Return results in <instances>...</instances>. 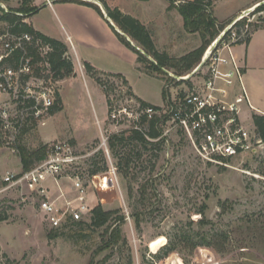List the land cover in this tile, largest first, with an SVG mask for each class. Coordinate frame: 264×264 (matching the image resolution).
<instances>
[{
	"label": "rangeland",
	"instance_id": "1",
	"mask_svg": "<svg viewBox=\"0 0 264 264\" xmlns=\"http://www.w3.org/2000/svg\"><path fill=\"white\" fill-rule=\"evenodd\" d=\"M104 1L124 13L149 16L145 20L155 45L170 56L178 57L200 45L198 34L184 29L180 14L169 8L168 0ZM255 1L262 0H209V9L219 23L233 16L245 19L251 34L253 24L258 26L250 46L237 44L240 54L252 49L254 62L264 64V9L240 10ZM5 3L14 6L17 0ZM67 51L76 73L55 83L61 109L44 114L45 123L35 118L23 125L20 141L29 149L64 141L76 152H92V160L90 154L79 162L83 177L92 162L105 166L94 183L89 177L82 178L86 200L90 207L100 203L105 209L120 210L127 243L98 253L95 259L110 254L104 264H188L201 257L216 258L221 264H264V145L232 158L227 165L210 164L198 157L182 131L172 128L163 133L161 141L151 139L155 143L143 147L125 140L111 151L108 137L136 124L126 115L119 122L113 121L110 113L126 107L134 115L137 97L131 89L136 98L129 95L127 84L113 77L102 75L103 83L97 84L80 71L82 66L69 47ZM145 75L135 81L137 92L155 105L165 103L161 97L163 81ZM195 80V76L187 79L189 83L176 80L169 90L173 95L184 92ZM242 81L249 104H241L239 116L243 125L252 129L251 113L264 110V66L244 71ZM6 107L12 113L10 102ZM17 136L8 144L6 139L0 143V217L6 216L0 220V264H86L100 242V230L88 225L90 214L83 215L80 226L51 230L38 210L35 192L4 183L7 171L21 170L13 146ZM118 156L130 158L124 170L118 169ZM71 184L61 177L62 190L70 198L74 193ZM132 203H136L134 211L140 212L138 226L131 215ZM51 231L58 234L48 237ZM190 237L210 238L212 243L194 248L187 242Z\"/></svg>",
	"mask_w": 264,
	"mask_h": 264
},
{
	"label": "built area",
	"instance_id": "2",
	"mask_svg": "<svg viewBox=\"0 0 264 264\" xmlns=\"http://www.w3.org/2000/svg\"><path fill=\"white\" fill-rule=\"evenodd\" d=\"M184 1L174 0L173 3L176 5ZM0 7L4 11L8 10L1 3ZM16 14L22 15L19 12ZM238 20L240 19L235 21ZM23 21L25 22L24 19ZM14 26L15 23L10 25L0 22V143L6 139V144L31 120L42 118L41 123H45L42 116L55 103L57 94V80H53L51 76L46 78L35 74L36 68L42 64L33 62L30 47L39 43L33 44L28 32L12 31ZM231 26L225 31L230 30L226 37L222 30L207 46L201 57V60L205 59V63L190 77L195 76L196 80L189 85V89L174 95L169 90L165 103L157 106L158 109L142 107L139 103L134 115L126 107L112 109L111 119L119 122L124 117L122 115H126L136 124L133 128H137L141 117L165 115L162 126L166 129L163 133L172 128L179 129L186 135L198 157L210 164L227 165L234 157L255 152L264 142L254 127L247 129L241 122L240 106L249 102L242 81V69L232 53V46L247 35L248 23L240 28ZM47 49V46L39 48L40 53ZM186 75L188 73L181 76ZM2 96L8 100H4ZM7 101L12 105V113L6 107ZM129 101H133L132 97ZM103 144L105 146V140ZM90 154L93 153L76 152L68 142H53L47 144L43 160L23 172L7 171L3 181L9 187L23 185L27 190L35 192L39 197L37 207L46 225L51 230H60L81 221L83 215H89L93 208L87 203V190L82 179L86 180L89 176L83 177L79 171V162ZM61 177H66L72 183L74 193L71 198L60 190L58 178ZM48 179L58 186L61 204L47 195L45 185ZM188 264H221V261L201 257Z\"/></svg>",
	"mask_w": 264,
	"mask_h": 264
},
{
	"label": "trees",
	"instance_id": "3",
	"mask_svg": "<svg viewBox=\"0 0 264 264\" xmlns=\"http://www.w3.org/2000/svg\"><path fill=\"white\" fill-rule=\"evenodd\" d=\"M61 1L77 2L90 6L103 16L100 7L94 2L86 0ZM97 1H99L104 6L106 16L109 17L113 21L115 26H117V28L123 33L122 34L114 30L118 39L121 41V43H123L126 47H128L136 54V69L147 75L155 76L164 82L162 89V99L164 101H166V98L169 96L170 84L175 83L176 80L162 71L161 67L178 76L189 73L200 62L203 52L210 44V42L214 38H216L218 34L236 17L234 16L223 23H219L209 9V0H185L184 2L176 5L173 4L174 0H168L169 8L174 7L180 14L184 29L191 33H197L200 38V45L198 47L178 57H173L165 51L160 52L156 49L150 31L138 19L122 12L118 7L108 5L104 0ZM258 2L259 1H256L255 3ZM255 9L263 10L264 3L257 5ZM35 11L36 7L32 4V0H20L15 8H9L7 11H4V9L0 7V22L4 21L10 25L15 23V26L11 28L12 31L28 32L32 36L33 44H35L36 42L39 43V45L30 47V53L33 56V62H40L42 64L41 67H38L35 70V74L37 76H45L46 78L51 76L53 80L58 81L62 80L63 78L75 75L74 66L68 54L65 43L58 39L42 34L41 32L35 30L30 23L23 21V19L35 13ZM18 12L22 15H17L16 13ZM245 23V19L235 21L231 28H240ZM253 26V31L258 29V26L254 24ZM112 29L114 28L112 27ZM229 31L230 30L225 33L224 37L229 34ZM124 34L130 38L134 45L131 44L129 40H127ZM250 37L251 33L247 32L245 38L237 43L245 42L247 44L250 40ZM40 46H47L48 49L44 53H40ZM135 46L144 50V52H146L155 60V63L150 61L144 54L137 50ZM82 65L85 75H87L97 84L103 83V79H101L102 75L116 78L122 81L124 84L127 83L124 76H122L121 74L106 73L100 71L86 61H84ZM182 82H187V80ZM128 93L129 95L133 96L132 92H130V88H128ZM104 96L105 98H107L106 94ZM133 98L136 97L133 96ZM136 99L142 107L151 106L154 109H158L157 106L149 104L138 97ZM60 109L61 107L58 104V95L56 94V101L52 106L48 108V113L54 114ZM164 118L165 115H153L151 118L141 117V119L138 121V125H140L139 127H131L118 133L111 134L108 137L109 149L113 151L118 142L125 140L134 141L142 145L143 147H145L146 144L155 143L152 142L151 139H155L156 141L163 140L162 133L164 126L162 125H164ZM251 120L256 133L264 142V114L252 112ZM24 131L25 128L21 129L17 138L13 142V146L20 162V172L29 170L35 164L43 160L45 157V149L47 146L43 144L34 149L27 148L20 141ZM93 157L94 154L89 158V160H92ZM129 162V157L123 159L121 158V156H118V169L120 168L124 170V168L122 167H128ZM91 164L93 166L90 165V167L85 169L83 173H87L93 183L97 179L96 175H98L99 172L105 171L106 168L104 165H96V162H92ZM144 189V185H142V191H144ZM143 195L144 192L141 193V196ZM131 207L133 210L131 212V215L136 222V226H138L140 212L134 211V208H136V203H132ZM203 208L204 206L201 208V212ZM119 211L120 210L118 209H105L100 203H97L91 209L90 222L88 223V225L92 226V228L94 229L100 230V242L86 264H104L110 258V254H105V256L99 260L95 259V255L102 251H106L107 249H112L121 242L125 244L127 243L126 238L122 235L124 215L118 214ZM5 217L6 216L0 217V220L5 219ZM82 223L84 222L78 221L71 225L80 226ZM57 234L58 233L56 231H51L48 233V237H54ZM187 242H190V244L194 248L202 245L208 246L212 243L211 239L206 237H201L200 239L190 237L187 238Z\"/></svg>",
	"mask_w": 264,
	"mask_h": 264
},
{
	"label": "crops",
	"instance_id": "4",
	"mask_svg": "<svg viewBox=\"0 0 264 264\" xmlns=\"http://www.w3.org/2000/svg\"><path fill=\"white\" fill-rule=\"evenodd\" d=\"M5 1L6 0H1L0 3L8 9L15 8L20 0H17V4L14 6H7ZM141 1L145 2L143 0ZM255 2H253L250 6L242 7L240 10L253 7L256 4ZM32 4L37 9L35 13L24 19L25 22L30 23L35 30L41 32L42 34L64 42L67 49L68 47L70 48L71 54L75 60L82 66H80L81 72H83L82 63L86 61L100 71L121 74L127 81V87L131 89L136 97L149 104L155 105L137 92L135 88V81L146 75L145 73L136 69V54L123 43H121L114 30L120 33L122 32L108 17L114 26L109 23V21L106 19L105 13H103L102 16L90 6L77 2H66L61 0H32ZM175 11L178 12L176 9ZM127 14L131 15L130 13ZM133 17L138 19L146 26L147 29H149V21L145 20V17L149 16L136 14L133 15ZM112 27L114 29H112ZM255 31L251 34L250 40L246 44L247 47L252 44ZM132 44L134 43L132 42ZM155 47L158 51H160L156 45ZM238 47L239 44H234L232 46V53L242 69V74L249 68L258 69V67L264 66V64H260L259 62H254L255 54L252 52V49L249 51V53H242V51L240 54ZM74 73H76V69H74ZM162 89L163 82L161 87V97ZM253 112L264 114V110L260 111V109H257V111ZM60 179H58V183L61 192H63L60 185ZM45 186L47 187V195L50 198H54L56 202L61 201L62 198L59 196L60 190L51 179L46 181ZM52 186H55L56 188H53Z\"/></svg>",
	"mask_w": 264,
	"mask_h": 264
},
{
	"label": "water",
	"instance_id": "5",
	"mask_svg": "<svg viewBox=\"0 0 264 264\" xmlns=\"http://www.w3.org/2000/svg\"><path fill=\"white\" fill-rule=\"evenodd\" d=\"M87 1H92V2H94V3H96L99 7H100V9H101V11H102V13H105V9H104V6L99 2V1H97V0H87ZM50 2V1H49ZM261 3H264V0H262L261 2H258V3H256L253 7H250V8H247L245 11H244V13H247V12H250V11H252L257 5H259V4H261ZM105 16H106V13H105ZM106 19L109 21V23L110 24H112L113 26H114V24L110 21V19L106 16ZM235 20H237V18H234V20L230 23V25H227L224 29H223V33H225V31L233 24V22L235 21ZM123 34V33H122ZM125 35V34H124ZM126 36V35H125ZM126 38H127V40H129L130 42H131V44H132V41L130 40V38L128 37V36H126ZM134 45V44H133ZM135 48L137 49V50H139L142 54H144L150 61H152V62H154L155 63V60L151 57V56H149L146 52H144V50H142L141 48H139V47H137V46H135ZM204 63H205V59H203V60H200V62L196 65V67L193 69V70H191L189 73H188V75H186V76H178V75H175V74H173V73H171L170 71H168V70H166L165 68H163V67H161V69H162V71H164L166 74H168V75H170L172 78H175V79H177V80H187V79H189L191 76H193L203 65H204Z\"/></svg>",
	"mask_w": 264,
	"mask_h": 264
}]
</instances>
